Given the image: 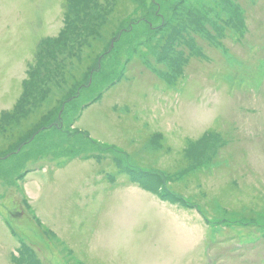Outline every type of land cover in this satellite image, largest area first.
<instances>
[{"label":"rangeland","instance_id":"rangeland-1","mask_svg":"<svg viewBox=\"0 0 264 264\" xmlns=\"http://www.w3.org/2000/svg\"><path fill=\"white\" fill-rule=\"evenodd\" d=\"M209 1L188 0L186 6L204 8ZM244 1L225 3L237 22L228 27L236 26L241 40L226 38L229 48L218 35L211 40L216 48L204 42L207 52L192 58L186 71L156 70L148 60L144 67L140 59L153 45L133 48L168 22L180 0L123 1L128 17L122 35L112 43L99 41L102 49L107 45L106 56L90 69L83 87L71 90L93 61L88 55L85 64L75 62L69 53L81 58L77 45L98 41L115 0L90 1L74 17L71 36L62 33L65 0H0V264H15L12 250L23 244L19 258L32 264H264V0ZM42 45L48 46L43 53ZM54 62L68 64L59 69ZM120 76L100 101L82 110ZM22 94L32 108L26 119L23 109L11 113ZM75 116L80 119L72 125ZM209 127L234 144L229 151L237 164L208 165L207 174L188 170L174 187L214 216L222 207L229 215L241 210L244 218L252 208L260 210L256 226L216 228L212 234L198 209H183L160 197L161 191L121 188L129 178L117 173L115 153L125 167L159 184L144 169L180 168L188 142L200 140ZM210 141L201 142L198 153L206 155ZM80 153L97 156L74 160ZM213 235L217 251L226 255L220 252L224 257L211 262L203 245ZM232 248L242 251L228 252Z\"/></svg>","mask_w":264,"mask_h":264},{"label":"trees","instance_id":"trees-1","mask_svg":"<svg viewBox=\"0 0 264 264\" xmlns=\"http://www.w3.org/2000/svg\"><path fill=\"white\" fill-rule=\"evenodd\" d=\"M20 260H18V262H19ZM20 263V262H19ZM20 264H22V262L20 263ZM32 264V263H31Z\"/></svg>","mask_w":264,"mask_h":264}]
</instances>
